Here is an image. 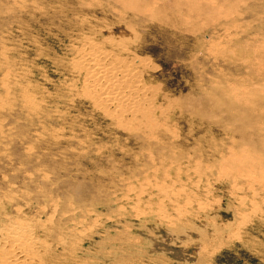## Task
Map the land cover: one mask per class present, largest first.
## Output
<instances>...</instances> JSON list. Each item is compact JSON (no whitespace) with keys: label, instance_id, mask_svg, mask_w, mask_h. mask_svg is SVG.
I'll list each match as a JSON object with an SVG mask.
<instances>
[{"label":"rangeland","instance_id":"obj_1","mask_svg":"<svg viewBox=\"0 0 264 264\" xmlns=\"http://www.w3.org/2000/svg\"><path fill=\"white\" fill-rule=\"evenodd\" d=\"M90 30L140 63L124 126ZM0 263L264 264V0H0Z\"/></svg>","mask_w":264,"mask_h":264},{"label":"bare ground","instance_id":"obj_2","mask_svg":"<svg viewBox=\"0 0 264 264\" xmlns=\"http://www.w3.org/2000/svg\"><path fill=\"white\" fill-rule=\"evenodd\" d=\"M95 37L98 36L91 30L88 34L78 37L81 44L77 48L78 55L73 58L71 65L81 78L83 93L86 94L92 107L109 115L116 126H124L132 119L147 114L148 111L147 99L143 98L146 91L138 85L137 73L140 63L134 59L119 58L120 56L105 51L108 49L104 50L103 46L113 45L111 40L97 43ZM122 38L121 42L127 39L123 36ZM22 229L27 234L26 229L24 227ZM4 233L5 238L10 239L8 234ZM29 245L28 241L26 246ZM18 246L17 243L10 241L8 253L18 249ZM16 257L17 255L14 256ZM21 261L22 257L18 263Z\"/></svg>","mask_w":264,"mask_h":264}]
</instances>
